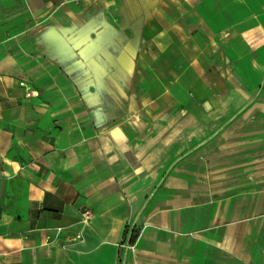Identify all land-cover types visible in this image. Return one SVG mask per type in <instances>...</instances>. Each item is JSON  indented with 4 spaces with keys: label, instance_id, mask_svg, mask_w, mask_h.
<instances>
[{
    "label": "crops",
    "instance_id": "1",
    "mask_svg": "<svg viewBox=\"0 0 264 264\" xmlns=\"http://www.w3.org/2000/svg\"><path fill=\"white\" fill-rule=\"evenodd\" d=\"M0 264H264V0H0Z\"/></svg>",
    "mask_w": 264,
    "mask_h": 264
},
{
    "label": "built area",
    "instance_id": "2",
    "mask_svg": "<svg viewBox=\"0 0 264 264\" xmlns=\"http://www.w3.org/2000/svg\"><path fill=\"white\" fill-rule=\"evenodd\" d=\"M127 247L133 249L134 245L133 244H128Z\"/></svg>",
    "mask_w": 264,
    "mask_h": 264
}]
</instances>
